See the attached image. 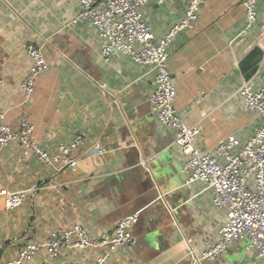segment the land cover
<instances>
[{
	"label": "crops",
	"instance_id": "crops-1",
	"mask_svg": "<svg viewBox=\"0 0 264 264\" xmlns=\"http://www.w3.org/2000/svg\"><path fill=\"white\" fill-rule=\"evenodd\" d=\"M189 1L151 0L143 7L157 38L181 22ZM256 9V22L243 32L241 0H203L197 20L177 31L167 47L176 114L198 126L196 146L220 164L216 147L234 136L230 153L236 154L263 121L244 108L237 92L243 82L264 88V0ZM78 12L79 0H0L5 123L14 130L30 123L32 139L51 157L59 142L83 136L71 154L75 170L64 162L46 164L18 142L0 152V187L30 190L15 208L0 199V264L56 227L80 224L96 237L133 214L138 220L132 245L112 253L102 246L68 247L55 258L42 248L23 264H264L246 239L212 259H189V250L200 253L218 241L227 210L213 205L206 183L185 182L180 169L186 156L174 144L176 131L158 122L151 109L153 68L119 51L103 59L106 40L85 21L72 23ZM27 42L40 48L48 66L25 98ZM161 174L170 177L163 184Z\"/></svg>",
	"mask_w": 264,
	"mask_h": 264
},
{
	"label": "built area",
	"instance_id": "built-area-1",
	"mask_svg": "<svg viewBox=\"0 0 264 264\" xmlns=\"http://www.w3.org/2000/svg\"><path fill=\"white\" fill-rule=\"evenodd\" d=\"M149 1L151 0H79V12L71 22L85 21L106 40L101 50L103 59L107 60L111 52L119 51L130 55L135 62L153 68L155 75L154 89L150 95L151 109L158 122L176 131L174 144L186 156L180 169L185 182L203 181L212 191L213 205L227 210V219L219 229L218 241L200 253L189 250V259L196 263L212 259L242 238H247L249 247L256 251L255 257L260 258L264 256V88L254 90L249 82H243L237 91L242 97L244 108L256 112L263 119L260 127L238 152L230 153L237 140L234 136H229L215 150L224 159L223 164L215 156L201 153L194 142L199 133L198 126L186 125L176 114V88L170 79L167 47L177 31L189 27L197 20L203 0H190L184 18L162 38L153 34L151 25L143 16V7ZM257 1L241 0L246 16L243 32L257 20ZM135 45H138V49L134 48ZM25 49L30 65L21 82V90L24 97L28 98L36 87L38 77L48 65L37 45L27 42ZM32 130L33 126L27 122H21L16 130L11 129L5 123L4 115L0 114V152L9 142H18L46 164L64 162L69 169H76L77 160L71 154L82 145V135L76 134L68 142H59L56 153L51 157L32 139ZM102 151L103 148L97 147V152ZM29 192L30 190L10 191L0 187V199L6 208L11 209L20 206ZM137 220V214L118 219L110 232L96 237H89L80 224H74L71 228L56 227L42 242L22 245L17 257L6 264L30 261L42 248L51 258L57 257L68 247L80 249L102 246L108 253H112L119 247L135 242L132 229ZM101 261L102 257L98 258V262Z\"/></svg>",
	"mask_w": 264,
	"mask_h": 264
},
{
	"label": "water",
	"instance_id": "water-1",
	"mask_svg": "<svg viewBox=\"0 0 264 264\" xmlns=\"http://www.w3.org/2000/svg\"><path fill=\"white\" fill-rule=\"evenodd\" d=\"M73 154H74V153H73ZM73 154H72V155H73ZM159 178H160V180H162V184H163L164 180H166L167 178H170V177H167V176H164V175L161 174V175L159 176Z\"/></svg>",
	"mask_w": 264,
	"mask_h": 264
},
{
	"label": "rangeland",
	"instance_id": "rangeland-1",
	"mask_svg": "<svg viewBox=\"0 0 264 264\" xmlns=\"http://www.w3.org/2000/svg\"><path fill=\"white\" fill-rule=\"evenodd\" d=\"M132 233H133V229H132ZM242 239H246L247 240V238H242Z\"/></svg>",
	"mask_w": 264,
	"mask_h": 264
}]
</instances>
